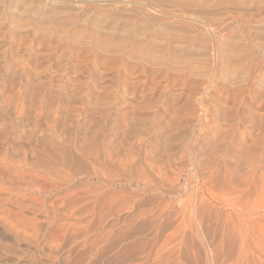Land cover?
Returning a JSON list of instances; mask_svg holds the SVG:
<instances>
[{
  "label": "rangeland",
  "instance_id": "rangeland-1",
  "mask_svg": "<svg viewBox=\"0 0 264 264\" xmlns=\"http://www.w3.org/2000/svg\"><path fill=\"white\" fill-rule=\"evenodd\" d=\"M42 2L0 0V264H264V88L231 93L223 73L247 48L264 65L239 24L264 15L145 7L143 55L126 59L56 33L136 3ZM190 25L207 66L154 68Z\"/></svg>",
  "mask_w": 264,
  "mask_h": 264
},
{
  "label": "bare ground",
  "instance_id": "bare-ground-1",
  "mask_svg": "<svg viewBox=\"0 0 264 264\" xmlns=\"http://www.w3.org/2000/svg\"><path fill=\"white\" fill-rule=\"evenodd\" d=\"M37 1H40L42 6L47 4V3L43 4L44 2H42V1H44V0H37ZM51 1H52V3L55 2V3L63 4L64 6L61 7L62 8L61 11L68 9L67 11H65L67 13L69 12V9H70V8H67L68 5H71V3H74V2H82V3L88 2V3H92L93 5L98 6V7H100V6L108 7L109 5L121 3V2H127V3L134 2V3H136V5H137L136 11L137 12L131 11V12H133V14L134 13L135 14L130 15L131 17H129V19L124 18V19H122L123 20L122 21V20H120L121 19L120 17H115V16H112L111 18H109L108 16L100 17V18L93 16V18L90 19L87 16L89 12H87V13L82 15V17L86 16V18L80 19V17H79V20L78 21L75 20L74 23H72L73 19L71 20L69 17L62 18L61 24L62 23L63 24L62 25L60 24V25L63 26V28L59 29L60 31H58V33H56V35L60 36L62 34L64 37H67V39L71 38L72 40L74 39L73 35L75 34L76 38L74 39V41L75 40L76 41L77 40L78 41L79 40L85 41L86 39L88 40L90 38L89 43H91L94 47L101 49L102 51H105V52L106 51H112V52L119 53L121 57H124L126 59H140L141 56L143 55V54L141 55L139 53V50L136 47H138L137 45L140 46V44H141L140 42H142V40H139V38L146 33V27H143V25H144V23H147L146 20L148 21L150 19L149 12L146 10L148 8H145V7H149L150 9L152 8L155 11L160 12V13L169 12V11L170 12L180 11V14H181V11H182L183 13L185 12L186 14H189V15L191 13L192 14L193 13H195V14L201 13L200 14L201 16H202V14L208 15L210 12H212L211 10H216V11L220 10L221 11V9H226V11L231 12V13H235V14H236V12L239 13V11H246V12L248 11L247 14H250L251 16L257 15L258 18H260L259 17L260 15H262V14L264 15V13H263L264 12V0H125V1L124 0H51ZM9 5H11V4H9ZM37 6L39 7V4ZM91 9H94V8H91ZM3 10H4L3 8L0 9V15H2V14L4 15V13H2ZM50 10H52L53 13L55 12V9L53 6H51ZM208 11H209V13H207ZM249 12H252V13H249ZM242 13H244V12H242ZM199 14L196 16L198 17ZM137 15H140V17L142 18L141 20L138 19L141 22L138 21L137 19H135V17ZM181 15H183V14H181ZM189 15H186L187 16L186 18L188 20L193 21V22L196 21L199 23V21H200L199 19H195L194 16L192 17L191 15L190 16ZM243 15H245V14H243ZM208 17H210V16H208ZM235 17H239V15L238 16L235 15ZM199 18H201V17H199ZM205 18L206 17H204L202 19H205ZM239 18L242 19L241 17H239ZM239 18L237 20H240ZM255 18L256 17L248 19V17H247V19L245 18V19L241 20V23L238 22L242 28L241 33L244 34L243 36H241V38L243 40L245 39V44H247V42L249 44L251 43L252 44L251 48L254 49L255 51L261 53V55L263 54V56H264V29L261 28V26H259V25H256V24H255V26L253 25L254 24L253 21H255L253 19H255ZM1 19L4 20L3 18H1ZM39 19H43L42 16H39ZM262 20L264 21V18L263 19L261 18L259 21H262ZM90 21H91V23L89 24ZM68 22H70L69 24H71V23L73 24V28L71 30H69V29L64 30V27H66L68 25ZM257 22H258V20H257ZM123 23L125 24L124 26H126L127 28L123 27ZM200 23H203V21H200ZM126 24H128V25H126ZM194 24H195V22H194ZM263 25H264V23H263ZM49 27H47V28L45 27L44 29H52L51 28L52 26H49ZM190 27H191V30L187 29V31H182L185 34L176 35L175 39H173L172 45L162 47V49L159 52V55L155 56L151 53L150 54L153 56L147 55V56H151V58H150L151 61L148 58L149 59L148 62L155 65L154 68H156V65H159L160 67L164 66V68L166 67V68L172 69L174 71H181L182 65H185V67H187L186 65H189L190 70L192 69L193 71L196 68H198V70H199V67L202 63H205L203 65H206V62H204L205 58H203L201 56L197 57L196 56L197 53H194L192 55L187 53L189 51V49H191L189 46V40L190 39L193 41V43H192L193 45L196 44L197 48L195 51H198V50L203 51V48L206 47V45L203 44V42H205V38L203 36L199 35V33L198 34L196 33V29L194 28V26L190 25ZM199 27H201V26H199ZM81 28L87 32V35H82L83 32L81 33V35H78L79 32H81L80 30H82ZM51 32H53V30ZM76 32H78V34ZM197 32H199V31H197ZM83 34H85V32ZM63 36H62V38H63ZM103 36L104 37L114 36L115 41L111 42V40H104ZM163 38L164 37H162L161 39H163ZM220 38H222L220 40L221 45H219L220 48L219 47L218 48L219 49L222 48L223 50L225 49V50L229 51L230 49H228V47L231 45V43H230V45L227 44V45H229V46H227V48L225 47L226 44L224 43L225 41L227 42V40H229V39H227V38L223 39V37H220ZM152 41H154L153 44L157 43L154 36L152 38ZM223 43L225 44V46L222 45ZM192 44H190V45H192ZM206 50H204V51H206ZM243 52L244 53L240 52L243 54L241 56L242 61H240L241 66L238 69V71L240 70V73L238 74V72H237L238 75H235L236 70H235V73H232L231 71H227V70L223 71V73H224V76H227V77H225L227 79V81H230L229 83H230L231 87H229V88L232 89L234 87L232 90L229 89V91L231 93L236 91V89H240L238 87H241L242 86L241 84H243L246 87L244 92H246V91L248 92L249 88H252V89H250L251 93H252V99L253 98L256 99L260 95L259 94L260 90L264 88V65L263 66H260L259 64H258V66L253 65L252 61H253V56H254L253 52L254 51L251 52L250 49L247 48V49L243 50ZM188 54H189V56H188ZM172 56L175 57V59H173V58L168 59L167 58V57H172ZM191 57L195 58V62L191 61L192 60ZM138 61H140V60H138ZM202 68H204V67H202ZM165 71H166V69H165ZM195 72H198V71H195ZM200 72H201V70H200ZM208 74H210V73H208ZM208 74H206V75H208ZM195 75H197V74H195ZM234 78H238V79L236 81H233L232 79H234ZM206 80H208V79H206ZM245 106H246V103H245ZM257 111L258 110L252 109V107L250 108L248 105V113H249L248 116L252 113L253 117H258ZM249 119L250 118H248V120ZM252 122H253V119H252ZM2 128H3V126H2ZM5 137H6V135H5ZM238 199H239V197H238ZM203 201H205V200H203ZM210 205L211 204H209V207H210ZM225 205H227V204H225ZM176 232H177V230H176ZM104 236H105V234H104Z\"/></svg>",
  "mask_w": 264,
  "mask_h": 264
}]
</instances>
